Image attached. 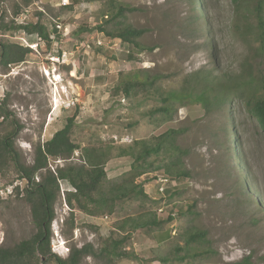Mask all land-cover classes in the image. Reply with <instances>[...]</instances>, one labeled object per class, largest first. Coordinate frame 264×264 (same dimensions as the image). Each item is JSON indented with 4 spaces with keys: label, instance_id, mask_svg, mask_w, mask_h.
<instances>
[{
    "label": "rangeland",
    "instance_id": "1",
    "mask_svg": "<svg viewBox=\"0 0 264 264\" xmlns=\"http://www.w3.org/2000/svg\"><path fill=\"white\" fill-rule=\"evenodd\" d=\"M121 3L139 9L129 15V22L149 29L141 42L156 47L137 54L133 61L128 59L129 47L97 30L102 22V0H69L66 7L63 0H32L29 7L24 0H0V16L8 25L20 5L18 24L41 22L50 33L49 41H44L22 30L5 33L0 29V43L31 50L23 62L0 64V104L6 100L14 115L0 119V136L12 131L13 121L21 126L15 149L23 163L33 165L36 146L49 141L71 117H75L74 142L82 149L111 146L113 156L116 148L131 146L169 127L188 128L179 144L190 150L185 169L191 176L171 182L170 186H177L172 198L160 194V173L151 175L157 176L155 180L144 176L136 183L144 185L149 200L121 203L112 216L90 217L74 211L72 226L66 194L73 189L60 181L51 252L67 258L72 248L86 244L98 250L129 231L128 227L123 232L117 229L122 220L134 217L145 223L155 215L158 221L169 216L173 220L159 228L145 225L135 231L126 250L136 259L114 264H264V132L243 104L231 105V118L216 114L195 124L193 119L203 117V112L180 108L174 122L157 130L143 117L156 101L143 94L128 99L117 90L124 82L147 75L169 76L162 86L178 90L187 74L204 68L238 74L250 54L264 70V0H244L238 5L232 0H195L198 31L190 24L192 10L183 0ZM52 68L56 74L50 75ZM227 148L233 158L229 159ZM79 156L80 151L70 160H50V169L55 172L71 162L80 164ZM132 162L128 157H112L106 165L108 179H120ZM37 177L42 180V175ZM26 186L13 167L0 165V246L13 247L38 232L32 205L23 192ZM199 230L207 232L209 253L185 262L177 259L176 248L185 244L188 234ZM166 234L169 237L161 240ZM203 248H193L191 254ZM81 264L110 263L89 256Z\"/></svg>",
    "mask_w": 264,
    "mask_h": 264
},
{
    "label": "trees",
    "instance_id": "2",
    "mask_svg": "<svg viewBox=\"0 0 264 264\" xmlns=\"http://www.w3.org/2000/svg\"><path fill=\"white\" fill-rule=\"evenodd\" d=\"M183 1L191 8L190 24L198 31L200 21L194 10L195 0ZM232 1L238 5L244 0ZM102 2V22L97 26V30L106 38L118 40L122 45L129 47L130 61L136 59L137 54L156 49L155 46H147L141 42L149 29L136 28L129 22V15L139 11L138 8L123 4L121 0ZM31 3L32 0H24L25 7H29ZM260 8L261 4H258V9ZM21 13L22 7L16 6L15 19ZM4 19V16H0V29L5 33L22 30L28 35H37L44 41L50 39V33L41 22L20 25L13 19L8 25ZM261 25L263 26L262 22ZM0 48V64L3 66L23 62L31 52L28 48L6 43H0ZM167 78L169 76L161 74L147 75L124 82L117 90L128 99L140 94L153 98L156 106L145 112L143 117L148 118L157 130L174 122L180 108L194 107L203 112V117L193 119L194 124L216 114L231 118V105L239 101L264 132V70L253 55L250 54L244 61L238 74H223L204 68L187 74L178 90H166L162 86V82ZM12 118L14 115L7 108L6 100H3L0 104V119L5 121ZM12 123V131L0 136V165L13 167L19 179L26 182L27 186L23 192L25 199L32 205V217L38 232L13 247L0 246V264H81L82 260L89 256L110 264H114L116 260L136 259L133 252L126 250L132 234L145 225L159 228L173 220L172 216H169L166 221H158L154 215L152 219L142 223L134 217H128L117 225V229L123 232L128 227L129 231L120 238H111L109 244L98 250L93 245L86 244L81 248H72L67 258L53 254L51 224L55 219L54 206L60 193V181L67 182L73 189L66 194V204L71 213L68 221L72 226L75 225L74 211H80L90 217L112 216L121 203L149 200L144 185L137 184V179L150 176V179L155 180L157 176L151 175L160 173L171 183L191 176L185 169V160L190 156V150L179 144L180 138L187 133L188 128L169 127L150 138L136 140L131 146L116 148L117 153L113 156L112 151L115 148L111 146H90L82 149L74 142L72 135L75 117H71L67 119L65 127L57 131L49 141L36 146L34 163L28 166L22 162L15 149V140L21 126L14 121ZM233 137L238 138V135L234 133ZM229 150L227 153L230 159L233 156ZM78 151L80 164L71 162L64 167H57L55 172L50 169V160H70ZM112 157H128L133 160L130 171L117 180H109L106 171V165ZM38 175H42V180L37 181ZM170 187L171 189L168 188L160 194L174 197L177 186ZM15 189L17 192L20 190L18 186ZM194 207L195 205L188 207V213H191ZM165 237L169 235L161 236V240ZM208 246L207 232L199 230L190 233L185 239V244L176 248L177 259L185 262L192 256L202 257L204 253H209L210 250H206ZM202 247H205L203 252L196 251L191 254L193 248L198 250Z\"/></svg>",
    "mask_w": 264,
    "mask_h": 264
},
{
    "label": "built area",
    "instance_id": "3",
    "mask_svg": "<svg viewBox=\"0 0 264 264\" xmlns=\"http://www.w3.org/2000/svg\"><path fill=\"white\" fill-rule=\"evenodd\" d=\"M63 5L64 6L69 5V0H63ZM58 28H59V26H58ZM97 45L101 46L102 45V42L101 41H98L97 42ZM86 48H90L91 49V45L90 44H87L86 45ZM157 183H160L161 184V187L159 188L160 193H164L165 190L167 189L166 186L168 185V187H169L170 184H171L170 181H169V179L168 178H165V177H160L158 179Z\"/></svg>",
    "mask_w": 264,
    "mask_h": 264
},
{
    "label": "clouds",
    "instance_id": "4",
    "mask_svg": "<svg viewBox=\"0 0 264 264\" xmlns=\"http://www.w3.org/2000/svg\"><path fill=\"white\" fill-rule=\"evenodd\" d=\"M53 69H54V68H52V69L49 70L50 75H53V72H55L54 74H56V71H53ZM45 70H46V69H45ZM69 102H70V101H69Z\"/></svg>",
    "mask_w": 264,
    "mask_h": 264
},
{
    "label": "crops",
    "instance_id": "5",
    "mask_svg": "<svg viewBox=\"0 0 264 264\" xmlns=\"http://www.w3.org/2000/svg\"><path fill=\"white\" fill-rule=\"evenodd\" d=\"M71 72H73V71H71Z\"/></svg>",
    "mask_w": 264,
    "mask_h": 264
}]
</instances>
